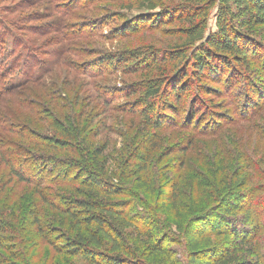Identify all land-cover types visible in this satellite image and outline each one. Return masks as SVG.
I'll return each mask as SVG.
<instances>
[{"label":"rangeland","instance_id":"374dc122","mask_svg":"<svg viewBox=\"0 0 264 264\" xmlns=\"http://www.w3.org/2000/svg\"><path fill=\"white\" fill-rule=\"evenodd\" d=\"M83 1L85 0H0V10L4 13L15 12L13 15H7L8 19L15 21H21V17L25 15L34 17L33 15L40 14L45 19L20 25L22 27L28 25L26 27L32 28L43 26L44 30L47 24L56 25L55 22L76 25L74 27L77 29L88 28L94 25L92 22L108 14L104 12L105 10L110 13L121 11L119 7L122 3L109 1L95 3L88 10L71 11L65 16H60L54 11L59 4L67 6L69 3H77L76 6L81 5ZM169 4L170 1L160 2V6ZM210 4L211 2L202 4L198 12L199 18L195 17L201 24L208 18L205 36L217 32V6L211 7ZM125 7L131 14H138L141 11L137 6L128 8L125 4ZM47 13L52 14V18ZM115 27V24L106 22L101 30L102 36L98 38L63 40V43L55 47L44 48L48 53L56 49L62 51L65 47L73 48L75 55H65L64 59L76 65L92 58L83 55L85 51L93 53V50H104L111 53L143 50V53L152 59L155 55L159 57L179 51V56L183 55V59L165 63L154 68L155 70L127 77L117 74L100 81L114 87L120 82L132 86H146L147 83L163 77L165 80V77L169 78L180 69H183V75L191 79V66L186 72L185 68L191 61L190 53L192 51L196 53L195 50L200 46L199 43L189 45V39L185 34L188 29L186 25L173 21L159 30L141 31L130 34L127 38L111 40V32H113L111 30ZM56 31L59 34H52L50 37L62 36L61 31ZM50 37L42 38L40 44L38 40L37 44L45 43ZM29 38L40 39L35 35ZM47 60L50 63V60ZM208 75L203 73L198 76L197 89L194 92L197 96L194 100L202 103L204 99L205 104L208 103L210 112L207 116L209 120H214L210 123L208 121L204 129L215 131L219 126V132L210 137L200 138L185 129L163 127L156 131L151 127H144L143 119L123 116L116 113L115 109L113 112L97 99L92 90L93 84L87 78L76 74L66 62L51 66L50 73L42 82L27 85L15 101L6 100L7 110L6 106L3 107L6 111L0 112V119L4 118V123L9 125L10 130L22 129L26 137L32 141L22 139L15 134H6L0 128V144L9 151L13 150L21 154L19 161H22V165L30 171V175L33 173L35 179H30L31 183L28 185L21 184L0 157V223L5 221L14 229L13 233L11 229L10 233L0 236L2 244L0 264H85L81 259L72 258L64 251L56 252L58 248L63 249L68 245L79 229L73 230L71 228L73 223L69 217H64L60 210L48 207L41 199L42 196H46L58 207H63L64 202L69 199L65 193L71 194L75 189L80 188L77 187L78 185L68 187L55 185L63 182L62 176L60 179L57 177L55 183L54 181L47 183L45 179L56 175L55 172L50 171L49 175H44V170L40 169L39 172H35V174L40 173L36 176L34 171L39 168L33 166L34 162L40 163L42 157L47 158L48 161L51 158L53 163L59 166L65 159H80L74 153L73 147L78 149L79 154L83 153L86 164L90 166L89 169L100 180L104 179L113 185L123 186L131 193L132 196L127 197L125 201L131 204L132 214L138 211L151 221L153 219L160 221L162 233L170 237L168 240L170 243H175L169 246L174 254L171 264H188V252L184 245L180 244L183 243L180 240L182 233L177 232V226L182 223L184 231L186 221L190 217L215 210V203L219 202L215 193L217 189L224 190L225 187L224 185L223 188H219L223 177H227L223 173L231 171L233 177L225 179L233 185V191L228 190L222 199H226L230 205L238 203L248 205L249 208L258 205L259 220L255 221L257 226L254 224L257 230L255 237L260 253L264 255V104L258 110L257 117L237 126H229V123L237 118L231 107L233 100L225 98L228 95L229 85L222 86L225 78L211 79ZM115 93L118 92H114L112 98L116 97ZM137 97L127 99L125 96H120L116 99L117 104H114L113 108L127 107L131 102L136 101ZM191 99L193 98L187 97L184 102L189 103ZM63 101L67 103L66 107H62ZM187 108L188 106L185 109ZM197 110H201L200 106ZM244 110V102L240 100L236 112L242 113ZM71 113H75L76 116ZM68 119L74 120L75 125L68 124ZM54 121L61 122L64 127L75 128L73 131L69 127L76 138L69 152H53L47 148L48 144L44 143L47 139L52 140L50 145L58 147L56 144L58 135L55 131L58 126L55 128L51 125ZM155 133L161 135V139L154 141L160 147L159 150L154 151L150 143ZM100 152L102 155L97 160L93 162L89 160L97 157ZM208 156L216 158L215 161L208 162L210 160ZM17 159L18 157L14 156L11 160ZM30 161L32 163L29 164ZM211 163V167L220 165L223 167L222 170H218L214 175L209 174L208 166L210 167ZM174 191L177 200L168 203L162 199L164 195ZM229 195H232L230 196L232 199ZM222 203L223 200L220 201V204ZM175 220H178V225ZM249 221L246 225L254 223ZM249 227L252 229V226ZM16 232H19V235ZM231 241L220 238L214 240V243L228 245ZM17 256L19 261L15 259ZM146 264L154 263L146 260Z\"/></svg>","mask_w":264,"mask_h":264},{"label":"trees","instance_id":"16d2710c","mask_svg":"<svg viewBox=\"0 0 264 264\" xmlns=\"http://www.w3.org/2000/svg\"><path fill=\"white\" fill-rule=\"evenodd\" d=\"M103 1L122 3L119 7L121 11L110 13L105 10L104 12L108 14L94 22L89 21L94 25L82 29L74 27L76 25L62 22H55L56 25L47 24L46 30L43 26L32 28L26 27L28 26L26 25L22 27L21 23L38 22L45 17L40 14L33 15L34 17L25 15L21 17V21H15L7 18L8 14L13 15L15 12L7 10L8 13H4L3 10H0V106H2L0 112L7 110L8 101L6 102V100L13 99L15 101V98L27 85L42 82L43 78L50 73L51 66L66 62L76 74L87 78L93 84H91L93 93L103 106L113 112L115 109L116 113L123 116L143 119L144 127H151L156 131L163 127L185 129L200 138L210 137L219 132V126L215 131L204 129L208 121L210 123L214 120L210 119V121L208 118L210 113L208 103L205 104L204 99H202V103L194 100L197 96L194 94L197 89L196 80H199L198 76L203 73L206 76L208 73L210 75L208 77L211 79L225 78L222 81V86L229 85L228 95L225 98L233 100L234 103L231 104V107L235 113L234 116L237 117L229 123V126H237L257 117L258 110L264 104L262 103L264 96V0H85L81 5L76 6L77 3H69L67 6L59 4L54 8V11L60 16H65L69 15L71 11L88 10L95 3ZM162 1H170L171 4L160 6ZM209 2H211V7L217 6V32L205 36L208 18L203 24L196 18H199L198 12L201 10L202 4ZM125 4L128 8L137 6L141 11L138 14H131L126 10ZM47 15L52 18V14L47 13ZM175 16L177 18H173ZM173 21H179L188 27L185 34L189 39V45L193 46L199 43L200 46L195 50L196 53L194 51L190 53L191 61L185 68L186 72L191 66V79L183 75V69H180L169 78L165 77L164 80L163 77L151 81L146 86H132L120 82L119 85H115V88L100 81L117 74L127 77L155 70L154 68L165 63L183 59V55L179 56V51L159 57L155 55L152 56L153 59L147 57L148 55L143 53V50L111 53L104 50H93V53L85 51V53L82 52L83 55L92 58L85 63L76 65L64 59L65 55H75L73 48L65 47L62 51L56 49L49 53L44 48L55 47L57 44L63 43V40L98 38L102 36L101 30L106 22L115 24V29L111 30L113 31L111 40H115L127 38L130 34L141 31L159 30ZM56 30L61 31L62 36L50 37L52 34H59ZM32 35L40 37V39H30L29 36ZM48 37L50 39L39 45L42 38ZM38 40L39 44H37ZM47 59L50 60V63ZM94 82L99 83L94 84ZM114 92L118 93H115L116 97L112 98ZM120 96H125L127 99L138 97L127 107L113 108V105L117 104L116 99ZM187 97L193 98L190 100V104L184 102ZM240 100L245 105V110L242 113L236 112ZM63 103L62 107H66L67 103L65 101ZM133 104L135 105L132 106ZM5 106L6 110L3 109ZM186 106H188L187 109H185ZM198 106L201 109L199 111L197 110ZM71 115L76 116L75 113H71ZM67 122L70 125H75L74 120L68 119ZM51 125L55 128L58 126L55 130L58 135L56 136L58 147L50 145L52 140L47 139L44 141L45 144H48L47 148L53 152H69L70 146H74L76 142L73 133L75 128L64 127L61 122L57 121L52 122ZM8 126V124L5 125L4 118L0 119V128L4 133L15 134L22 139L31 140L26 137V133L22 129L10 130ZM69 127L73 131L69 130ZM210 127L212 128V125ZM160 139L161 135L155 133L154 139L150 143L154 151L160 149L159 145L154 142ZM41 145L43 146V143ZM73 148L74 153L80 159H65L61 166L55 165L51 158L48 161L43 157L40 159V163L38 161L39 165L33 163L35 168H39L34 171V174L40 169L44 170V175H49L50 171L55 172L56 175L45 179L47 183L53 181L55 183L57 177L60 179L62 176L63 182L55 185H67V187L78 185L77 187L80 188L75 189L71 194L65 193L69 199L64 202V208L58 207L46 196L41 197L45 205L60 210L64 217H69L72 220L71 228L73 230L79 229L68 245L63 249L58 248L60 251L56 249V252L64 251L68 256L79 258L85 264H146V260L154 264H171L174 254L170 251L169 246H173L175 243H170L168 241L170 237L162 233L160 221L157 222L155 219L151 221L138 211L132 214L131 204L125 201L127 197L132 196L131 193L123 186L113 185L104 179L100 180L89 169L90 166L86 164L83 153L79 154L78 149ZM101 155L102 152L89 160L93 162ZM14 156L18 157L15 161L11 160ZM20 156H22L20 153L9 151L0 144L2 161L21 184L28 185L31 183L30 179H35V176L33 173L30 175V171L22 165V161H19ZM208 157L210 158L208 162L212 161L213 163L216 159ZM212 163L210 167L208 166L209 174L214 175L218 170H222L223 167L220 165L211 167ZM230 172L223 174L231 178L233 175ZM227 177H223L222 182L220 181L222 185L219 188H223L225 185L224 190L217 189L215 193L219 202L215 203L214 211L190 217L186 221L184 231L182 223L178 225V220H175L178 225L177 232L184 236L181 235L180 240L183 243L180 244H183L188 252V264H264V255L258 248V241L255 237L257 230L254 228V224L257 226L256 219L259 220L258 205L253 208L238 203L230 205L226 199H222L228 190L233 191V185L225 179ZM174 194L175 191L164 195L162 199L171 203V201L177 200V196ZM230 198L232 199V197ZM222 200L223 203L220 204ZM249 220L254 223L246 225V222H250ZM32 225L34 226L35 223ZM249 226H252V229ZM11 229V226H8L5 221H1L0 236L10 233ZM13 231L14 229H12V233ZM16 233L19 235V232ZM220 238L232 241L228 245H215L214 240ZM50 244L54 245V243ZM0 247H2L1 239ZM17 257L15 259L19 261V257Z\"/></svg>","mask_w":264,"mask_h":264}]
</instances>
